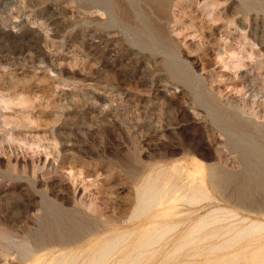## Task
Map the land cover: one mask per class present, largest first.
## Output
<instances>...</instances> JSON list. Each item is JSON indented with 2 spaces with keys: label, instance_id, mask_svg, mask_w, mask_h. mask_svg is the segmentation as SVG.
I'll return each mask as SVG.
<instances>
[{
  "label": "rangeland",
  "instance_id": "374dc122",
  "mask_svg": "<svg viewBox=\"0 0 264 264\" xmlns=\"http://www.w3.org/2000/svg\"><path fill=\"white\" fill-rule=\"evenodd\" d=\"M136 3L0 0V264H53L60 250L88 264L113 246L100 264H264V186L253 184L264 182V0ZM141 10L166 48L137 41L151 39ZM242 161L255 167L239 202L209 176H237ZM144 183L151 210L137 198ZM170 185L182 188L166 203Z\"/></svg>",
  "mask_w": 264,
  "mask_h": 264
},
{
  "label": "bare ground",
  "instance_id": "6f19581e",
  "mask_svg": "<svg viewBox=\"0 0 264 264\" xmlns=\"http://www.w3.org/2000/svg\"><path fill=\"white\" fill-rule=\"evenodd\" d=\"M96 1L99 2L100 4L104 5L105 7H111V8H113L115 5H118V4H120V6H121V0H96ZM141 1L144 2L145 4H150V5L151 4H155V5H158V6H161V5H163L166 2V0H141ZM130 2L134 6L135 3H136V0L135 1L134 0H130ZM140 9H143V8L141 7ZM140 13H141V19L140 20L143 23V25L146 28V30L151 34V39L148 40V39L143 38L142 36H139V37H137V41L143 47H148V46H151L152 45L155 48L156 47L166 48V45L167 44H166L165 40L163 39L162 35L159 32V29L160 28L157 27V26H154V23L149 18V16L148 15L145 16V12L144 11L141 10ZM113 14H114V16L117 19L119 18L122 21H124L127 17H129V12L127 10H119L118 11V10L114 9ZM167 62H168V68H170V70H171V72L173 74H175L176 76H179V77L183 78L187 82L190 81V77L191 76H190L188 70L186 69V67L183 64H181V63H179V61H176V60H173V59H169ZM195 93H196L197 99H199V101L201 103H204L208 107V111L211 112V115L215 119H217V120L220 119L218 122H221L224 125V127L228 128L231 131L232 130L233 131H243L242 124L239 123V121H236L234 118H232L231 115H229L230 113L224 111L223 109L222 110L219 109V107L217 106V104L214 102L213 99L206 98L204 96V94L201 92V88H197L196 91H195ZM239 148H240V146H238V149ZM243 153H245V150H243L242 148L239 149V154H242L241 156L244 157V154ZM194 166H195V168H198V169L204 168L206 170L207 169L208 170H211L210 168L207 167V165L201 164L200 162H196ZM241 167H242V170H241V172L237 176L236 175H230L228 173L227 174L226 173H223V171L222 170H219L218 168L212 169V171H214V174L209 176V179L210 180H213V185L214 186H221L223 188H227V187L233 188L238 193L239 202L246 201L247 197H245V195H247L252 190V186H251V183H250L252 178L249 176V173L251 174L253 172V169H251V168L255 167V165H251L250 163H247L246 161L245 162L242 161ZM193 171H195V170H193ZM187 175L189 176V179H188V182L187 183H184L185 185H187L189 183L191 184V182L193 180V178L191 177L189 171H187ZM150 176H151V174L148 175V177H150ZM146 184L144 183V184H141L140 186L136 187V189L138 191L137 198L140 201V203L143 204V206L145 208L148 207L147 209L148 210H151L154 207L155 203L153 202V196H151L149 194L148 190L149 191L153 190V184L152 183H149V184L146 183ZM253 184L254 185H257L259 188H262L264 186L263 180L258 179V178L254 179ZM163 185H165V183ZM167 185H169V184H167ZM171 187H172L171 185L168 186L167 188L166 187L165 188L164 187H161V188H164L165 189V193L167 192V194H168V195H165L164 194L165 195V197H164L165 200L162 197L163 200L166 201V203H167V200L170 199V197L173 194V192H177L178 190H180V188H182V187H176V188H174V190H171ZM188 187H190V189L192 190V195L190 196L188 202H191V201L197 202V201L201 200L200 199V196L197 194V193L203 192V189L201 187V184H199L197 182L196 183H193L192 182V184L189 185ZM172 196L174 197V195H172ZM174 199H176V198H174ZM155 202H156V200H155ZM166 207L167 208H170L168 206H166ZM161 210H162V208H161ZM176 211H174V212H176ZM155 216H156V214H155ZM163 219H165V218H163ZM201 226H204V223H202V221H198L196 223L195 228L198 229ZM76 227H77L76 230L81 235H84V234L90 232V230H91L90 227H86L85 225H78ZM150 240H152V239L151 238L146 239L143 244L149 243ZM68 241H69L68 239H64V240L61 241V243H66V242L68 243ZM99 243H100V241H99ZM113 248H114V246L113 247H104V248H101L98 251L92 252L91 253V257H90V259L88 261V264H100L103 261L105 255L108 252H111L113 250ZM51 251H52L51 249H48L45 252H43L42 255H46V254L50 253ZM59 252L61 254L64 253V255L59 256L56 259H53V261H54L53 264H60L64 260H66V263L65 264H74L75 263L76 256H75V253L72 250H69V251L60 250Z\"/></svg>",
  "mask_w": 264,
  "mask_h": 264
}]
</instances>
